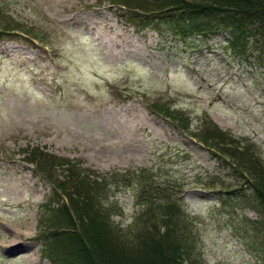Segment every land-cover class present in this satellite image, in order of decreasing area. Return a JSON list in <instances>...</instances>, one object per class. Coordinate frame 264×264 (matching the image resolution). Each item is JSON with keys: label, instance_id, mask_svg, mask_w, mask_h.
I'll list each match as a JSON object with an SVG mask.
<instances>
[{"label": "rangeland", "instance_id": "obj_1", "mask_svg": "<svg viewBox=\"0 0 264 264\" xmlns=\"http://www.w3.org/2000/svg\"><path fill=\"white\" fill-rule=\"evenodd\" d=\"M126 12L112 0H0V264H51L43 219L49 202L68 203L53 194L67 170L39 162L55 158L108 176L103 204L121 228L142 227L148 196L135 179L112 180L145 170L186 213L191 259L264 264V213L228 193L242 183L227 157L194 135L211 120L264 162V59L253 52L264 37L240 55L226 31L184 44Z\"/></svg>", "mask_w": 264, "mask_h": 264}, {"label": "trees", "instance_id": "obj_2", "mask_svg": "<svg viewBox=\"0 0 264 264\" xmlns=\"http://www.w3.org/2000/svg\"><path fill=\"white\" fill-rule=\"evenodd\" d=\"M112 1L124 6L130 21L152 28L161 36L171 35L176 42L184 44L197 36L208 39L226 31L230 35L226 38L229 47L235 53L248 55V49L253 47L251 40L259 34L264 37V0ZM4 32L0 30V35ZM253 52L264 59L260 48L255 47ZM154 105L158 109H163L159 106L170 108L161 102ZM194 135L222 159L227 157L233 176L242 183L228 193L241 195L242 200L250 194L249 201L264 213V162L252 148L237 143L211 120L200 135ZM56 163L49 166L39 162L44 174H51V167L57 165H65L67 170L64 180L54 185L53 194L59 196L56 191H60L68 197V203L54 206V201L49 202L43 219L54 227L46 237L45 249L43 246V255L51 264H198L190 258L188 217L177 199L170 200L169 186L157 185L156 179L148 177L145 170L135 175L122 174L121 180H112L117 184L135 179L139 198L145 201L148 196L143 205L142 227L137 226L138 221L121 228L110 219L103 204L107 191L102 186L108 176L90 177L78 163L65 159Z\"/></svg>", "mask_w": 264, "mask_h": 264}, {"label": "bare ground", "instance_id": "obj_3", "mask_svg": "<svg viewBox=\"0 0 264 264\" xmlns=\"http://www.w3.org/2000/svg\"><path fill=\"white\" fill-rule=\"evenodd\" d=\"M14 248H19V246L18 245H14Z\"/></svg>", "mask_w": 264, "mask_h": 264}]
</instances>
